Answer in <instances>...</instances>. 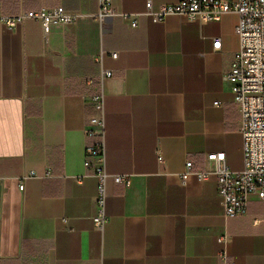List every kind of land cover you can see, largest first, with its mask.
I'll return each mask as SVG.
<instances>
[{"label": "crops", "instance_id": "obj_1", "mask_svg": "<svg viewBox=\"0 0 264 264\" xmlns=\"http://www.w3.org/2000/svg\"><path fill=\"white\" fill-rule=\"evenodd\" d=\"M151 1L158 9L180 0ZM0 2L10 14L62 6L78 16L48 41L37 21L0 23V264H220V236L234 264H264V223L255 224L263 200L252 195L247 214L229 218L215 176L180 182L188 160L211 168L210 154L243 169L241 118L223 78L240 46L236 14L207 24L140 16L133 29L119 17L95 21L99 0ZM147 2L113 0L129 14ZM102 70L112 72L102 82L107 171L132 176L109 184L103 234L86 167L95 112L84 96L94 90L83 82Z\"/></svg>", "mask_w": 264, "mask_h": 264}, {"label": "built area", "instance_id": "obj_2", "mask_svg": "<svg viewBox=\"0 0 264 264\" xmlns=\"http://www.w3.org/2000/svg\"><path fill=\"white\" fill-rule=\"evenodd\" d=\"M227 14H236L239 19L236 26L239 50L235 54L230 72L223 78L231 84L234 102L241 118L244 166L241 171H232L225 162V154H210L206 160L212 164L211 168L195 169L194 163L188 160L180 175V182L185 186L191 176H195L200 182L215 176L224 214L226 217L235 218L247 214L252 195H257L264 201V0H180L176 4L162 5L158 9L148 0L145 12L140 14L119 12L113 0H99V11L92 18L99 24H104L110 18L119 17L135 29L140 16L149 17L153 23H162L168 16L180 15L190 22L207 24L219 21ZM77 17L62 6H42L39 9L10 14L3 10L0 2V23L3 26L14 29L29 20L37 21L42 26L45 41H48L54 27L71 25ZM221 44L220 39H215L214 50H220ZM105 54L102 52L97 61H101ZM110 56L113 60L118 59L117 52H112ZM110 77V70H102L99 79L87 77L83 80L85 87L94 90L84 96L85 101L91 102L95 112L90 117L86 130L87 139L92 141L86 150V167L90 176L98 183L93 223L102 234L109 222L106 210L109 184L127 186L132 180L131 175L110 174L107 171L105 94L102 82ZM161 161L159 156V162ZM32 176H35L34 172L23 179ZM20 189L24 191L23 184ZM260 223H264V218L255 220V224ZM218 243L223 246L219 253L220 264H234L228 253L230 239L220 236Z\"/></svg>", "mask_w": 264, "mask_h": 264}]
</instances>
